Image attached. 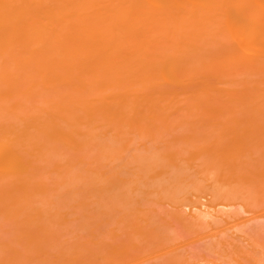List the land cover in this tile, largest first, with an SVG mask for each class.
Instances as JSON below:
<instances>
[{
  "label": "bare ground",
  "instance_id": "obj_1",
  "mask_svg": "<svg viewBox=\"0 0 264 264\" xmlns=\"http://www.w3.org/2000/svg\"><path fill=\"white\" fill-rule=\"evenodd\" d=\"M260 150L264 151V0H0V228L11 215L32 217L51 211H146L150 224L154 212L170 211L166 217L171 214L170 219L183 222L180 226L185 225V233L190 231L184 224L188 219L194 225L207 224L205 230L222 226L218 225L221 221L238 222L241 211L228 209L243 199L231 197H242L231 194L232 185L235 193L236 188L241 189L236 185L240 177L237 167L264 166V155L257 154ZM188 163L205 165L202 175L208 165L223 167V171L228 165L226 172L231 169V175L236 166L237 181L231 180L235 183H230L231 189L227 184L220 188L224 184L217 186L214 180L209 187L206 179L211 177L205 176L209 172L215 175L218 169L207 171L202 179L209 188L205 191L203 181L205 192L201 193L197 186L202 180L200 177L198 183L196 177L197 189L190 192L194 197L200 193L193 197L196 201L191 198L194 205L188 201V183L192 182L188 181ZM252 171L247 172L249 177L241 174L239 183L248 178L243 185L251 187ZM226 172H220L218 180H226ZM145 178L149 186L155 180L149 189L138 186L137 179ZM137 192L148 196L145 199L151 195L150 204L170 206L147 205L148 200ZM202 194L207 198L205 203L201 198V203L212 204L209 211L200 205ZM245 203L243 209L251 211L252 203L249 207ZM165 206L168 209L163 210ZM186 207L190 212L183 210ZM166 217L161 219L164 224L170 222ZM248 219L237 223L236 235L226 231L232 225L225 230L220 227L211 234L212 239L196 247L210 253L209 260L202 259L204 264H225L226 258L227 264H234V259L242 264L245 261L233 257H254L249 249L257 236L264 237V225ZM169 228L163 232L151 229L158 232V237L152 234L161 246L177 240ZM2 238L0 246H11L6 244L10 239L5 242ZM244 238L253 239V245L249 241L244 245ZM257 247L251 249L262 256L257 255L255 263V253L248 262L264 264V245ZM188 252H172L165 263L198 264L188 259ZM3 258L0 262L8 263L10 258Z\"/></svg>",
  "mask_w": 264,
  "mask_h": 264
},
{
  "label": "rangeland",
  "instance_id": "obj_2",
  "mask_svg": "<svg viewBox=\"0 0 264 264\" xmlns=\"http://www.w3.org/2000/svg\"><path fill=\"white\" fill-rule=\"evenodd\" d=\"M259 152H261V153H259ZM257 154H262L261 156H263L264 155V151H262V150H260V151H258V153ZM194 163H191V164H189L188 163V175L189 174H191L190 175V177L188 176V181H191L192 180V182H194L195 180L196 181H198V183L199 182H201V180H202V183L200 184L199 183V185H198V183H196V182H194V183H192V182H190V183H192V184H194V186H192L190 183H188V185H190L191 186V188L190 189H188V191H189V193H190V200H188L189 202L191 201V198L192 199H196V196H198L199 195V193H196V194H198V195H196L195 197L193 196V194L190 192L191 190H192V188L193 189H197L196 187H195V184L196 185H198L197 187H200V191H201V193H203V192H205L207 189V185L209 184V187H211V184H213L212 182H213V180H214V184L215 185H217V186H220L221 185V183H223L224 185H221L220 186V188L222 187V186H225L226 184V186H230L231 187V185L232 184H235V183H231V180H232V182H235V181H237V178H236V176H235V173H237L238 174V172H236V166H233V171L235 172L234 174L232 173V175L235 177V179H234V177L232 178V175L231 174H229L230 172H232L231 171V169H229L230 171H229V173H227L228 172V165H224L225 167H224V169L225 168H227L225 171H223V165H220V168L222 169V170H220V169H218L219 167H217L216 166V168H215V166L214 165H208V166H206V170H204L203 171V175H207V174H209V175H207V176H205V177H207V178H210L209 180L208 179H206L205 177L203 178V175H202V172L200 173V171H202L203 170V166H205V165H203L202 166V164H198V166H197V164L195 163V167H193L194 165H193ZM219 166V165H218ZM248 166V165H247ZM261 166V167H260ZM263 165H249L248 167H243V166H238L237 167V171H238V168H240L239 169V172H240V174H238L240 177H238V180H239V182H240V180H242V178H241V174H242V172H243V168H244V170H245V168H246V170L245 171H252V170H254V168H255V170L254 171H252V175L250 174V179H252V183L251 182H248V184L249 185H251V187L250 186H248V185H243V184H247L245 181H247L248 180V178H247V180L245 179V180H243V181H241L242 182V184L241 183H239L238 182V184H241V185H243L244 186V188L242 187V186H240V185H238V184H236L238 187H241V189H237L236 188V191L238 190V193L236 192L235 193V189L233 188V187H235V185L233 186L232 185V192H231V194L233 195V194H237V196H240V195H242V197H237L236 198V195L235 196H231L234 200H239L240 198H243L242 200L244 201V203L246 202V203H248L246 206H248L249 207V204L250 203H252L251 205H252V207H251V205H250V207L253 209H255L254 211L251 209V211H252V213H251V211H249V210H247V209H243V205H244V203H243V201L242 200H239L240 202L237 204V202H234V203H236V204H232L233 205V207H231L230 205H228V206H230L228 209H237V211H243L242 212V214H241V212L239 213V218L240 219H238V222L240 221V222H245L244 221V219L245 218H247L248 219V217H249V214H250V216H257L258 214V217L259 216H262V214H263V216H264V213H262V212H264V198L263 197H261L262 195H264V187H262V186H264V166L262 167ZM192 167V168H191ZM198 169H197V168ZM201 167V168H200ZM209 167V168H208ZM230 168L232 167V166H229ZM243 167V168H242ZM126 168V167H125ZM124 168V169H125ZM251 168V169H250ZM260 168H262V170H260ZM194 169V170H193ZM196 169V170H195ZM200 169V170H199ZM205 169V168H204ZM216 169H218L217 170V173H215V175L212 173H210L209 171H211V172H216ZM192 170V171H191ZM220 170V172H224V173H222V175L224 174L225 175V172L227 173V174H229V175H231V177L230 176H227V174H226V176L224 177V176H222V178L224 177V178H227L226 180H218L219 179V177H220V174L218 173V171ZM242 170V171H241ZM258 170L260 171V172H262L263 173V175L260 173H258ZM191 171V172H190ZM206 171V172H205ZM207 171L209 172V173H207ZM244 171V175L245 176H247V177H249L248 175V173H250V172H245ZM198 173H200V175H202V176H200ZM207 173V174H206ZM216 174H219V176L218 175H216ZM243 174H242V176H243ZM253 174H254V176H253ZM256 174H258V175H260V176H256ZM212 175V176H211ZM209 176V177H208ZM213 176H214V178H213ZM245 176H243V177H245ZM252 176V177H251ZM262 176V177H261ZM197 177V178H196ZM201 177V178H200ZM215 177H217V178H215ZM228 177H229V179H228ZM196 178V179H195ZM199 178L201 179V180H199ZM206 179V181H208V184H207V182L205 181V180H203V179ZM231 178V179H230ZM241 178V179H240ZM254 178H256L255 180L256 181H254ZM140 179V178H139ZM154 178H152V180H153ZM195 179V180H194ZM198 179V180H197ZM215 179H217V181L215 182ZM260 179V180H259ZM143 180L144 179H142V180H140V181H142L143 182ZM145 180H146V178H145ZM144 180V181H145ZM152 180H150V182H152L151 184H150V186H149V179L147 178V180L144 182V183H140V181L138 182V179H137V183H139L138 184V186L139 185H142V186H140V188H143V189H145L146 187L148 188H150V187H152L151 185L152 184H154V181H152ZM210 180H212L211 181V183H209V181ZM229 182H228V181ZM203 181H204V187H205V185H206V187H205V191H204V187H203V189H202V184H203ZM227 183H226V182ZM259 181V182H258ZM146 182H148V184L146 183ZM218 182V184H216ZM245 182V183H244ZM263 182V183H262ZM136 183V184H137ZM206 183V184H205ZM220 183V184H219ZM230 183H231V185H230ZM257 183H259V184H257ZM148 185V186H146V185ZM254 184V185H253ZM143 185H144V187H143ZM262 185V186H261ZM236 186V187H237ZM246 186H247V188H246ZM260 186V187H259ZM195 187V188H194ZM208 187V188H209ZM213 187V186H212ZM229 187V188H230ZM255 187V188H254ZM148 188V189H149ZM189 188V187H188ZM217 188V190H218V187H216ZM215 188V189H216ZM228 188V189H229ZM251 188V189H250ZM253 188H254V190H253ZM212 189H214V188H212ZM226 189V188H225ZM231 189V188H230ZM243 189H245L246 190V192L244 191L243 192ZM249 189H250V191H249ZM258 189V190H257ZM222 190V189H221ZM227 190V189H226ZM249 192H248V191ZM194 191H196V190H194ZM228 191H230V190H228ZM241 191V192H240ZM193 192V191H192ZM252 192V193H251ZM255 192V193H254ZM260 192H263V193H260ZM139 192H137V195H139L138 194ZM209 193V192H208ZM208 193H205L204 195H207ZM252 195H254V196H252ZM194 194H195V192H194ZM239 194V195H238ZM244 194V195H243ZM259 194V195H258ZM141 193H140V195H139V197H141ZM144 195V194H143ZM209 196H210V194H208ZM208 196V197H209ZM244 196L246 197V199H248V200H252L251 202L249 201V202H247L248 200H246L245 198H244ZM250 196V197H249ZM256 196H258L257 198H256ZM146 198V197H148V196H143V197H141V199L142 198ZM150 197H151V195H150ZM149 197V199H145L144 198V200H145V202H146V200H148L146 203H147V205H149L150 203V200H151V198ZM194 197V198H193ZM199 197V196H198ZM203 199V202H204V198H207V197H203V194H202V196L200 197V198H198L199 199V201H200V203H201V201H202V199ZM252 198V199H251ZM256 198V199H255ZM260 198V199H259ZM156 199V198H155ZM155 199H154V197H153V200H154V202H156L155 201ZM194 199V200H195ZM201 199V200H200ZM211 199V198H210ZM209 199V200H210ZM233 199H230V201L231 200H233ZM246 201H245V200ZM253 199H255L254 201H253ZM208 200V201H209ZM152 201V200H151ZM196 201V200H195ZM194 201V202H195ZM144 201H143V203L144 204H146ZM211 202V201H210ZM210 202H209V204H210ZM213 202V201H212ZM232 202V203H233ZM243 203V205H242V210L241 209H239V208H241V205H240V203ZM149 203V204H148ZM153 203V202H152ZM151 203V204H152ZM158 203V202H157ZM157 203H155V204H152V206H155V207H157L158 208V206H164V205H167V204H165V202H163L162 204H157ZM161 203V202H160ZM190 203H192V204H194L195 205V203H193V201H191ZM198 203V202H197ZM205 203V202H204ZM204 203H201L200 205H202L203 204V206L202 207H204L203 209H204V211H206V209H208V211H209V208L211 207V205H210V207L207 205L208 204V202H207V206H204ZM245 203V204H246ZM254 203V204H253ZM150 204V205H151ZM191 204V205H192ZM199 204V203H198ZM238 205L240 206V207H238ZM259 205H260V208H259V210H258V207H259ZM263 205V206H262ZM168 206H170L169 204H168ZM189 206V205H188ZM219 206V205H218ZM224 205H222V208H224L223 207ZM227 206V207H228ZM245 206V205H244ZM253 206H255V207H253ZM166 207V206H165ZM190 207H192V206H190ZM194 207H198V206H193V209H196V208H194ZM217 207V206H216ZM220 208H221V206H219ZM247 207V208H248ZM263 207V208H262ZM164 208V207H163ZM218 208V207H217ZM245 208V207H244ZM262 208V209H261ZM166 209H168V207H166L165 209H163V210H166ZM170 209V208H169ZM186 209H188L187 207L186 208H184L183 210L185 211ZM211 209H212V207H211ZM210 209V210H211ZM227 208H226V210H228ZM191 211H192V209H190ZM197 210V212L198 211H201L200 210V208L198 207V209H196ZM195 210V211H196ZM245 210L247 211L246 213L247 214H245L244 212H245ZM188 211H189V209H188ZM248 211H249V214H248ZM258 211V212H257ZM260 211V212H259ZM52 212H53V215H52ZM57 211H51V214H50V212H41V213H39L38 215L36 214V215H32V217H31V215L30 214H24V215H20V216H18V214H14L15 216H13V215H11L13 218H11V216H9V218L8 219H10L9 221H5V223H6V225H4L5 223H3L1 226V228H0V232L2 231V230H4V231H2L1 232V234H2V236H0V238H2L3 236L5 237V239H4V237L2 238V239H4V241L6 242L8 239H10V240H8L7 242H6V244L8 243V244H10L11 246H9L8 244V246H6L5 244H1L2 246H0V258H3L4 260H8V258H10L9 259V261H8V263L9 264H160V263H162V264H166L165 262H167V260L166 259H168L169 258V255H171L172 254V252L174 253V252H182V250H184L185 249V252L187 253L188 251V256H190L188 259L190 260V261H192V263L195 261V263H200V264H204L205 263V261H203L202 259H206V260H209V257H207V256H209V252L207 253V252H205V251H201V249L198 251V249L197 248H200L202 245H203V243H205L206 242V240L208 241V240H210V238L212 239V235L213 234H215L214 233V231L215 230H217L218 228H220L221 227V229H224V227H229L230 228V225H232V227H233V229L231 228V229H226V231H227V233L229 232V234H230V232H231V234H232V232H234L235 230H238L237 228H239V226H237V225H239V224H237L238 222H236L237 221V219H235V221H234V223H229L228 221L227 222H223V221H221L218 225H222V226H216V224L214 225V226H216V228L214 229L212 226V229H210L211 227H209V225L207 226V227H209V229L213 232H211L209 229H206L207 230V232H206V230L203 228V227H206V225L207 224H205V223H203V222H197V224H191V223H189V220L190 219H188V222H185L184 224H187L186 226H188V228L186 227L185 229H189L190 231L188 232L187 231V233H185L184 232V227H185V225L183 226V228L180 226V224H182L183 222H177L176 220L175 221H173L174 220V218L172 217V219H170L171 217V214L169 215V217H166L167 215H168V213H170V211L168 212H166V211H159V214H158V212L156 211V212H154V213H157L156 215L154 214V221H152V225L153 226H155V225H157L156 226V228L155 227H153V226H150L151 224L150 223H148L147 221H149L148 220V218L150 219V216H149V213H147L146 211H66V213L64 212V211H62V212H58V213H56ZM75 212V213H74ZM77 212V213H76ZM104 212V213H103ZM135 212V213H134ZM141 212H143V213H141ZM150 212V211H149ZM165 212V213H164ZM183 212V211H182ZM190 212V211H189ZM62 213V214H61ZM64 213V214H63ZM110 213V214H109ZM123 213V214H122ZM146 213V214H145ZM151 213H153V211L151 212ZM171 213H172V211H171ZM185 213H187V212H185ZM198 213H200V212H198ZM260 213H262V214H260ZM42 214V215H41ZM57 214H58V216H57ZM86 214V215H85ZM148 214V215H147ZM162 216H161V215ZM163 214H165V217L168 219H170V222L167 224V222L164 224V222L162 221L163 219H165V217H163L164 215ZM172 214H174V213H172ZM193 214V212L191 213V214H189L188 216L190 217V215H192ZM49 217H48V216ZM51 215V216H50ZM61 215H63V216H61ZM67 215V216H66ZM105 215H107V216H105ZM123 215V216H122ZM139 217H138V216ZM140 215H141V217H140ZM243 215H245L244 217H243ZM16 216H17V218H16ZM24 216H26V217H24ZM36 218H35V217ZM39 216V217H38ZM66 216V217H65ZM85 216V217H84ZM144 216V217H143ZM147 216V218H145ZM152 217H153V215H151ZM262 216V217H263ZM41 217V218H40ZM52 217V218H51ZM57 217H58V219H57ZM80 217H81V219H80ZM82 217H84V218H82ZM107 217V218H106ZM253 217V219H251V217H249V219L248 220H250L251 219V222H254V223H257L258 221L261 223V224H263L264 225V217L262 218V217ZM20 218H21V221H20ZM50 218H51V220H50ZM66 218H68V219H66ZM79 218V219H78ZM137 218V219H136ZM141 218V219H140ZM143 218V219H142ZM256 218V219H255ZM7 219V220H8ZM18 219V220H17ZM25 219V220H24ZM31 219V220H30ZM42 219V220H41ZM85 219V220H84ZM95 221H94V220ZM122 219V220H121ZM145 219H147V220H145ZM152 220H153V218H151ZM162 219V220H161ZM168 219V220H169ZM192 219H194V218H192ZM255 219V220H254ZM12 220V221H11ZM55 220H56V222H55ZM78 220V221H77ZM91 220V221H90ZM116 220H117V222H116ZM119 220V221H118ZM146 222V223H144V221ZM242 220V221H241ZM247 220V221H248ZM10 221H11V223H10ZM13 221H15V222H13ZM20 221V222H19ZM51 221V222H50ZM73 221V222H72ZM81 221V222H80ZM129 221V223L128 224H125V223H127ZM142 221H143V223L144 224H146V226H144V224L142 223ZM193 221V220H192ZM226 221V220H225ZM231 221H233L232 219H231ZM12 222L14 223V225L12 224ZM79 222V223H78ZM95 224H94V223ZM110 222V223H109ZM138 224H140V225H142L141 227H139V226H137V223ZM140 222V223H139ZM150 222V221H149ZM156 224H155V223ZM175 222V223H174ZM196 222V221H195ZM236 222V223H235ZM8 223H10V224H8ZM21 223V224H20ZM34 223V224H33ZM38 223V224H37ZM42 223V224H41ZM70 223V224H69ZM72 223H73V225H72ZM121 223V224H120ZM192 223H194V222H192ZM203 223V224H202ZM227 223H228V225H227ZM247 223V222H246ZM35 226H33V225ZM36 224V225H35ZM76 224V225H75ZM87 224V225H86ZM131 224V225H130ZM147 224H149V225H147ZM175 224V225H174ZM189 224V225H188ZM191 224V225H190ZM213 224V223H212ZM233 224H234V226H233ZM244 224V223H243ZM42 225V227H40ZM57 225V226H56ZM59 225V226H58ZM75 225V226H74ZM107 225V226H106ZM109 225H110V227H109ZM129 225V226H128ZM192 225H194V227H193V229H192ZM46 226V227H45ZM135 226V227H134ZM144 226V227H143ZM151 228H150V227ZM166 226H167V228H166ZM190 226V227H189ZM198 226H200L199 227V229H196V228H198ZM116 227V228H115ZM120 227V228H119ZM122 227V228H121ZM124 227H125V229H124ZM131 227V228H130ZM145 227H147V228H150V230L148 231L147 230V228H145ZM157 227H158V229H157ZM170 227V228H169ZM196 227V228H195ZM202 227V228H201ZM235 227H237V228H235ZM2 228H4V229H2ZM8 228H9V230H8ZM17 228V229H16ZM28 228H29V230H28ZM48 228V229H47ZM129 229V230H127V229ZM142 228V229H141ZM145 228V229H144ZM154 229V231H160V229H162V231L161 232H163V230H168V228H169V230L171 229L172 231H170V233L172 234V235H176L175 237L177 238V240L176 239H174V240H172L171 242H165L166 244L168 243L169 244V246L168 245H166L165 243H163L162 242V246H161V244H158V240H157V238L155 239V240H157L156 242H154L155 240H154V238H155V236H153V234L152 233H154V232H151V229ZM164 228H166V229H164ZM73 229V230H72ZM75 229H76V231H75ZM79 231H78V230ZM98 229V230H97ZM110 229L112 230L111 232H110ZM123 229V230H122ZM153 229H152V231H153ZM182 229V230H181ZM194 230L195 231V229L196 230H199V232H196V233H192L193 231L192 230ZM224 229V230H225ZM16 230V231H15ZM36 230V231H35ZM39 230V231H38ZM62 230V231H61ZM68 230H70V231H68ZM209 230V231H208ZM219 230V229H218ZM47 231H48V233H47ZM72 231V232H71ZM124 233H123V232ZM127 231H129V234L128 233H126ZM151 232V233H148V232ZM181 231V232H180ZM261 231H262V229H261ZM18 232V233H17ZM40 232V233H39ZM44 232V233H43ZM53 232V233H52ZM77 232V233H76ZM78 232H79V235H78ZM96 234H95V233ZM146 232V233H145ZM161 232H159V233H161ZM238 232V231H237ZM237 232L235 231L234 232V234L236 235L237 234ZM46 233V234H45ZM56 233V235L54 236L53 234H55ZM69 235H68V234ZM94 233V234H93ZM108 233H109V235H108ZM113 233H115V234H113ZM117 233H118V235H117ZM138 233V234H137ZM156 233H158V232H155L154 234H156ZM178 233V234H177ZM198 233V234H197ZM259 233H262V232H259ZM0 234V235H1ZM21 234V235H20ZM36 234H38V236L36 235ZM58 234H60V235H58ZM61 234H63V235H61ZM98 234H100V235H98ZM110 234H113V235H110ZM148 234V235H147ZM152 234V235H151ZM184 234V235H183ZM197 236H196V235ZM203 234V235H202ZM212 234V235H211ZM42 235V236H41ZM66 235V236H65ZM86 235V236H85ZM98 235V236H97ZM115 235V236H114ZM117 235V236H116ZM147 235V236H146ZM149 235H151V236H149ZM157 235V234H156ZM206 235H208V236H206ZM11 236V237H10ZM36 236V237H35ZM40 236V237H39ZM51 236H52V238L53 239H51ZM83 236V237H82ZM114 236V237H113ZM129 236V237H128ZM153 236V237H152ZM200 236V237H199ZM206 236V237H205ZM257 235H255V237H256ZM22 237V238H21ZM28 237V238H27ZM49 237V238H48ZM62 237V238H61ZM75 237V238H74ZM113 237V238H112ZM124 237V238H123ZM141 237V238H140ZM148 237V238H147ZM150 237H152V238H150ZM157 237H158V235H157ZM181 237V239H179ZM203 237V238H202ZM209 237V238H208ZM254 236H252V238H253ZM254 237V238H255ZM260 237L262 238V236L260 235ZM6 238H7V240H6ZM19 238V239H18ZM32 238H33V240H32ZM83 238V239H82ZM84 238L85 239H89V241L88 240H86V241H84ZM111 238V239H110ZM185 238H187L188 240H184V241H182V239H185ZM195 238V239H194ZM253 238V239H254ZM257 238V239H256ZM254 240H255V242H254V245L252 244V241H254L253 239H251V241H249L250 239H248V241L250 242V245H253V246H251V248L252 247H255V244L258 246L257 248H259V249H261L259 246H262V245H264V237L262 238V240L261 239H259V237L257 236ZM14 239V240H13ZM40 239V240H39ZM74 239V240H73ZM98 239V241L96 242V240ZM109 240V242H107L108 240ZM123 239V240H122ZM125 239V240H124ZM135 239V240H134ZM142 239H146L147 241H146V243H144L145 245H146V247L144 248L143 246H144V244H143V241L144 240H142ZM240 239V238H239ZM245 239V238H244ZM244 239H242V243L244 244V245H247L248 244V241H246V239L244 240ZM15 240H17V241H19V240H21L20 241V243H18L17 241H15ZM28 242H27V241ZM32 240V241H31ZM45 240V241H44ZM52 240V241H51ZM53 240H55V241H53ZM68 242H67V241ZM71 240V241H70ZM76 240V241H75ZM126 240H128V241H126ZM178 241V244H177V242L176 241ZM192 240V241H191ZM10 241V242H9ZM12 241V242H11ZM34 241H36V242H34ZM67 243H66V242ZM88 241V242H87ZM140 241V242H139ZM165 241V240H164ZM197 241V242H196ZM201 241V242H200ZM257 241V242H256ZM258 241H260V243L262 242V245L260 244L259 245V243H258ZM78 242V243H77ZM82 242V243H81ZM121 242V243H120ZM126 244V245H123L124 243ZM145 242V241H144ZM147 242H149V243H151L150 245L147 243ZM187 242V243H186ZM189 242H190V244H189ZM192 242V243H191ZM203 242V243H202ZM38 243V244H37ZM46 243V244H45ZM64 243V244H63ZM69 243V244H68ZM71 243V244H70ZM73 243V244H72ZM87 244V245H85V244ZM135 243H137V244H135ZM202 243V244H201ZM15 244H16V246H15ZM53 244V245H52ZM63 244V245H62ZM84 244V245H83ZM127 244H131L130 246L129 245H127ZM158 244V245H157ZM171 244H174V245H172L171 247H170V245ZM176 244V245H175ZM188 244V245H187ZM5 245V246H4ZM18 245V246H17ZM65 245H66V247H65ZM74 245V246H73ZM79 245V246H78ZM82 245V246H81ZM112 245V246H111ZM118 245H120V246H122V247H120V246H118ZM135 247H134V246ZM149 245V246H148ZM166 245V247L165 248H168L169 247V249H165V248H163L164 246ZM178 245V246H177ZM198 245H200L199 247H198ZM249 245V246H250ZM13 246H15V247H13ZM59 246V247H58ZM71 246V247H70ZM77 246V247H76ZM81 246V247H80ZM85 246V247H84ZM115 246V247H114ZM118 246V247H117ZM125 246V247H124ZM127 246V247H126ZM132 246V247H131ZM153 246V247H152ZM156 246V248H154ZM177 248H176V247ZM190 246V247H189ZM249 246L247 247V248H249ZM7 247V248H6ZM9 247V248H8ZM13 247V248H12ZM18 247V248H17ZM23 247V248H22ZM61 247V248H60ZM79 247V248H78ZM92 247V248H91ZM180 249H179V248ZM186 247V248H185ZM197 247V248H196ZM11 248V249H10ZM17 248V249H16ZM25 248V249H24ZM32 248H34V249H32ZM62 248H64V249H62ZM111 248L113 249V251L115 250L116 252H113L112 250H111ZM120 248V249H119ZM134 248H136L135 250H134ZM174 248V249H173ZM188 248V249H187ZM191 248V249H190ZM192 248H193V250L195 251V252H193V250H192ZM249 249L250 250V252L252 251V253H253V256L255 257V253H258V254H256V257L254 258V257H252V255L250 254V257H248V256H246L245 258H239L240 257V255H235V257H233V258H238L240 261H245L244 263H242V264H246V262L248 263V264H254V262L253 261H250V262H248V260H252L251 259V257L252 258H254L253 260H255V259H257V255L258 256H260L261 255V253H260V251H258L257 249H255V250H253V249ZM24 249V250H23ZM30 249V250H29ZM46 249V250H45ZM119 249V250H118ZM123 249V250H122ZM127 249V250H126ZM163 249V250H162ZM174 251H173V250ZM26 250V251H25ZM41 250V251H40ZM56 250V251H55ZM81 250V251H80ZM126 250V251H125ZM159 250V252H157ZM166 250V251H165ZM180 250V251H179ZM188 250V251H187ZM6 251V252H5ZM11 251V252H10ZM16 252V254H17V256H16V254H14L13 252ZM18 251V252H17ZM23 251V252H22ZM74 251V252H73ZM79 251V252H78ZM118 251H120V252H118ZM123 251V252H122ZM167 251H169V253L167 252ZM204 252L205 253V257H204V255L203 254H201V252L198 254L197 252ZM262 251V250H261ZM21 252V253H20ZM26 252V253H25ZM52 252H53V254H52ZM71 252V253H70ZM96 252V253H95ZM126 252V253H125ZM150 253V252H152V253H150V254H147V253ZM164 252H166V254H164ZM171 252V253H170ZM184 252V251H183ZM191 252H193V253H191ZM11 253H13L14 254V256H12L13 254H11ZM27 255H25V254ZM28 253V254H27ZM110 253V254H109ZM120 253V254H119ZM157 253V254H156ZM163 253V254H162ZM195 253H197V254H195ZM260 253V254H259ZM5 254H7V255H5ZM49 254V255H48ZM51 254V255H50ZM56 254H57V256H56ZM114 256H113V255ZM119 254V255H118ZM159 254V255H158ZM200 254H201V256H200ZM24 255V256H23ZM54 255V256H53ZM120 255H122V256H124V258H122V256L120 257ZM143 256V257H139V259H138V256ZM147 255V256H146ZM164 257H163V256ZM196 255V256H195ZM212 255V254H211ZM2 256V257H1ZM7 256V257H6ZM20 256V257H19ZM29 256V257H28ZM69 256V257H68ZM198 256V257H197ZM238 256V257H237ZM262 256V255H261ZM28 257V258H27ZM34 257V258H33ZM65 257V258H64ZM83 257V258H82ZM86 257V258H85ZM117 257V258H116ZM199 257H201V259L199 260L198 258ZM212 257H213V255H212ZM212 257H210V261L211 260H213L214 259V257L212 258ZM11 258L13 259V260H11ZM16 258V259H15ZM21 258V259H20ZM57 258V259H56ZM67 258V259H66ZM73 258V259H72ZM97 258V259H96ZM101 258V259H100ZM212 258V259H211ZM233 258H231V259H233ZM248 258V259H247ZM260 258H262V257H259L258 259H260ZM52 259V260H51ZM62 259V260H61ZM82 259V260H81ZM103 259V260H102ZM110 259H111V261H110ZM114 259H115V261H114ZM130 259H132L131 261H130ZM154 259V260H153ZM157 259V260H156ZM195 259V260H194ZM204 259V260H205ZM231 259H229L231 262L230 263H232L233 261L235 262L234 264H238V262H236L237 260L236 259H234L233 261L231 260ZM245 259V260H244ZM247 259V260H246ZM41 260V261H40ZM85 260V261H84ZM89 260V261H88ZM95 260H97V261H99V262H96ZM129 260V262H127ZM158 260H160V261H158ZM196 260L198 261V262H196ZM226 260H227V263H229V261H228V258H226ZM238 260V261H239ZM13 261V262H12ZM14 261H16V262H14ZM134 261H136V262H134ZM152 261H155V262H152ZM189 261V262H190ZM261 261H263V260H261ZM4 262V261H3ZM12 262V263H11ZM69 262H71V263H69ZM90 262V263H89ZM110 262V263H109ZM158 262V263H157ZM209 262V261H208ZM211 262H213V261H211ZM257 261L255 260V263H256ZM0 263H2V262H0ZM6 261H5V264H8ZM191 263V262H190ZM210 263V262H209ZM226 262H225V264H227ZM2 264H4V263H2ZM233 264V263H232ZM239 264H241V262L239 263ZM262 264V263H261Z\"/></svg>",
  "mask_w": 264,
  "mask_h": 264
}]
</instances>
